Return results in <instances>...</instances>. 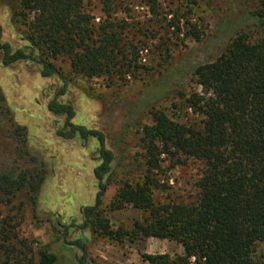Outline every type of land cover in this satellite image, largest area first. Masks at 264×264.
I'll use <instances>...</instances> for the list:
<instances>
[{
  "label": "trees",
  "instance_id": "obj_1",
  "mask_svg": "<svg viewBox=\"0 0 264 264\" xmlns=\"http://www.w3.org/2000/svg\"><path fill=\"white\" fill-rule=\"evenodd\" d=\"M90 1L0 0L3 15L8 14L14 26L25 27L22 39L27 42L13 49L1 41L0 26V63L11 66L25 62L38 67L44 78L56 76L62 80L47 104L49 112L65 118L57 135L70 140L79 134L84 142L89 137L99 142L94 157L98 165L93 171L97 181L95 204L82 207L81 223L64 225V234L76 227L116 242L141 235L182 246L181 255L144 254L142 258L149 264H264L258 253L264 244V0H255L254 10L244 9L234 20L220 18L202 46L173 60L157 80L144 87L138 107L128 108V124L124 126L128 131L130 121L145 110L150 114V122L140 130L142 152L139 161L135 160L141 173L135 181H116L119 186L106 209L101 208L105 194L123 161L105 147L102 132L72 123V103L58 99L66 93V79L53 61L66 58L70 72L77 76L125 82L145 69L141 53L149 41L157 38L160 31L156 25L173 35L180 34L182 28L176 12H171L167 21L168 14L158 0L147 2L155 22L149 24L132 20L136 6L132 0H98L104 17L96 22L88 10ZM250 24L261 30L254 39L245 30H236ZM230 27L233 31L228 32ZM231 34L234 37L221 50V41ZM185 35L201 41L194 26L189 25ZM158 39L156 49L160 51L164 45L161 34ZM190 75L201 91L189 94L187 108L200 120L182 122L156 109L159 100L182 93ZM0 117L7 137L16 138L30 160L29 165L20 166L19 154L9 163V155L0 152V193L5 198L1 200L10 203L23 190L35 200L46 179V169L43 163L40 167L36 164L42 160L28 145L26 128L14 123L1 90ZM162 157L173 164H182L184 159L201 164L194 203H156L155 191L164 188ZM126 206L144 212V217L134 220L130 229L113 228L107 211ZM64 244L81 253L66 264H94L87 259L82 239ZM59 263L56 253L48 248L41 250L34 261L31 247L30 258L0 260V264Z\"/></svg>",
  "mask_w": 264,
  "mask_h": 264
},
{
  "label": "rangeland",
  "instance_id": "obj_2",
  "mask_svg": "<svg viewBox=\"0 0 264 264\" xmlns=\"http://www.w3.org/2000/svg\"><path fill=\"white\" fill-rule=\"evenodd\" d=\"M131 2L136 4L132 20L142 24L155 23L147 6L148 0ZM158 3L168 14L167 21L173 12L181 18L182 32L175 35L171 31L165 33V27L161 29L160 24L156 25L164 45L160 51L156 49L159 46V34L155 40L147 43L141 53L145 69L140 70L135 77H128L125 82L118 80L110 83L104 77L85 78L72 74L66 58L53 61L66 79V93L58 99L72 103L75 111L72 123L102 132L105 147L114 151L123 161V167L116 169L113 178L115 181L107 189L102 209H106L115 195L119 186L116 181L127 178L135 181L141 173L135 160L139 161V154L142 152L140 130L150 122V114L144 109L141 115L130 121L129 131L124 126L128 124L125 117L128 108L138 107L139 98L147 83L157 80L158 75L186 51L202 46L220 18L234 20L244 9L252 11L256 7L255 0H158ZM100 9L98 0L90 1L88 10L96 22L104 17ZM117 17H121V14L118 13ZM167 21L161 22V25ZM189 25L200 32L201 41L185 35ZM0 26L2 42H8L13 49L27 45L22 39L25 27L21 24L14 26L10 16L3 15L1 11ZM241 29L252 35L253 39L261 32L253 24L243 25L236 30ZM231 31L233 27L228 30ZM234 35L231 34L221 41V50ZM61 84L62 80L56 76L44 78L38 67H32L25 62L11 66L0 63V90L11 110L13 121L26 128L28 145L42 160L36 164L40 167L43 163L46 169V179L35 200H32L30 192L23 190L10 203H6L1 200L4 196L1 197L0 193V260L24 256L30 258L31 247L34 261H37L38 253L48 248L56 253L59 264H66L67 260H72L81 253L64 243L77 239L84 241L87 259L94 264H149L143 260L144 254L181 255L182 246L168 239L138 235L132 240L126 238L122 242H116L93 234L89 229L81 230L76 227H70L67 234H64V225L81 223L82 207L95 204L97 181L93 171L98 165L94 157L99 142L95 137H89L84 142L79 134L70 140L61 139L57 135V130L63 125L65 118L49 112L47 104ZM200 91L201 88L190 75L183 85L182 93L171 94L159 100L156 109L164 111L174 120L199 121L200 117L187 108L186 99L189 94ZM5 128L4 119L0 117V152L9 155L6 159L10 160L9 163L12 157L16 159L20 155L22 160L18 164L29 165L30 160L18 141L16 138L7 137ZM16 146L19 147L16 149ZM162 160L161 183L164 188L155 191L156 203H194L198 193L195 183L200 175L201 164L194 159H184L182 164H173L165 157ZM107 214L113 228L127 229L132 227L134 220L145 215L130 206L107 211ZM2 229L5 232H1ZM7 236L9 240H6ZM258 253L263 261L264 244L259 246Z\"/></svg>",
  "mask_w": 264,
  "mask_h": 264
}]
</instances>
